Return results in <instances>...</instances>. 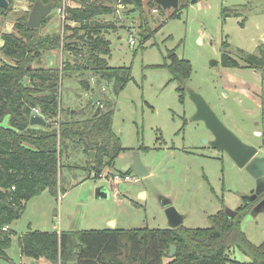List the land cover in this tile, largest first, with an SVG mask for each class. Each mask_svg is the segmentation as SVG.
Instances as JSON below:
<instances>
[{
    "label": "rangeland",
    "instance_id": "1",
    "mask_svg": "<svg viewBox=\"0 0 264 264\" xmlns=\"http://www.w3.org/2000/svg\"><path fill=\"white\" fill-rule=\"evenodd\" d=\"M8 1L10 7L0 17V34L11 32L16 21L27 20L34 3ZM233 7H243L244 11L224 18L222 9ZM175 10L161 13L145 6L139 15L130 8L119 9L117 30L105 35L110 41L106 59L109 67L130 68L131 79L118 91L114 81L90 78L89 82L113 110V138L122 150L99 178H94L91 166L95 162L88 154L73 149L63 153L55 194L45 189L26 202L22 215L8 227L12 235L5 250L7 259L0 264L31 262L21 256L18 245L19 236L28 231L165 229L169 227L162 205L165 199L186 216L183 227L204 229L211 226L210 218L217 212L235 211L243 205V197L252 190L257 192V181L244 168L203 142L212 140V135L201 121H192L195 106L187 91L202 96L231 132L243 143L257 147L258 156H264L261 73L249 67H225L220 62L223 42L231 52L240 49L259 55V45L264 44V0H196L178 8L179 18H171ZM50 15L41 29L43 35L62 32L63 20L55 10ZM130 38L135 44L129 43ZM171 52L187 60L192 69L181 84L171 80V73L163 67L170 63ZM61 62V52L55 50L45 53L34 66L60 68ZM178 85L184 88L182 100ZM59 96L63 110L74 111L78 120L96 111V104H89V93L75 77L62 82ZM2 125H8L7 117ZM135 154L150 170L149 175L139 179L130 172V181L113 182L112 175L131 164ZM98 190L106 196L97 198ZM258 196H262L259 202L239 222L244 239L253 246L264 243V206L260 204L264 192ZM227 256L226 264L252 262L236 245ZM36 264L51 263L39 260Z\"/></svg>",
    "mask_w": 264,
    "mask_h": 264
},
{
    "label": "trees",
    "instance_id": "2",
    "mask_svg": "<svg viewBox=\"0 0 264 264\" xmlns=\"http://www.w3.org/2000/svg\"><path fill=\"white\" fill-rule=\"evenodd\" d=\"M41 1L53 3L55 11L63 8L62 32L41 34L49 15L39 29L26 28L25 18L16 21L11 32L0 34V261L7 259L5 250L12 235L8 227L22 215L26 202L45 189L55 194L63 153L69 149L86 155L95 151V166L91 169L97 178L104 167L113 166L122 150L113 138L110 106L101 97L96 111L78 120L72 111L61 107L62 82L75 77L84 91L101 94L89 82L90 78H97L114 81L116 90L122 89L131 79L130 68L109 67L106 59L110 55V41L105 35L117 30L118 8H130L139 15L145 6L164 11L156 0H69L73 5L66 0ZM194 1L179 0L178 8ZM8 2V8L0 7V17L9 9ZM178 8L171 18H179ZM243 11V7L222 9V15L237 16ZM104 17L109 20H102ZM229 48L223 42V66L256 69L264 80V44L259 45L257 56L240 49L231 52ZM55 50L62 55L60 68L34 66L45 53ZM168 57L170 63L163 67L171 73V80L183 83L192 74L189 62L174 52ZM176 90L182 100L184 88L178 85ZM261 98L264 101V92ZM89 104L93 106L91 101ZM34 108L44 118L45 126L29 125ZM6 117L8 125L4 126L2 121ZM70 156L65 155L67 159ZM261 197L236 208L231 218L220 210L210 218L209 228L180 225L153 230L28 231L18 238L19 252L30 260L51 264H226L229 250L236 245L250 255L251 264H264V243L249 244L239 230L242 215ZM170 245L176 247L173 256L169 255Z\"/></svg>",
    "mask_w": 264,
    "mask_h": 264
},
{
    "label": "water",
    "instance_id": "3",
    "mask_svg": "<svg viewBox=\"0 0 264 264\" xmlns=\"http://www.w3.org/2000/svg\"><path fill=\"white\" fill-rule=\"evenodd\" d=\"M156 3L164 10L169 8L177 9L179 0H156ZM8 6V0H0L1 8L6 9ZM53 10V3L44 4L41 0H35L28 18L24 22L25 27L28 29H39L43 19L49 16ZM187 93L189 99L195 106V112L192 116V121H201L205 128L212 135V140L207 142L205 139L203 142L208 143V145L215 150L225 152L239 168H244L257 181V192L252 190L248 196L243 197L242 206L252 203L260 193L264 192V156H258L257 147L243 143L233 132H231L220 121V119L216 116L202 96L193 92L192 90H188ZM90 101L93 104L99 103L100 96L98 92L93 93ZM73 113L74 111L71 112V114ZM45 124L46 122L44 118L40 115H32L30 117V126L43 127ZM88 155L90 157V161L93 162L96 155L95 151H89ZM119 171L133 172L134 175L139 179L146 177L150 172V170L141 163L137 154L134 155L131 164L122 166ZM105 196L106 194H104L101 190L96 192L97 198ZM262 202H264V200ZM162 205L165 207V213L169 222V227L173 229L182 225L185 216L179 214L166 199L163 200ZM224 212L230 218L235 214V212L231 210H224ZM111 226H113V224H111ZM174 254L175 247L170 245L169 255L173 256ZM30 264H34V262L32 261Z\"/></svg>",
    "mask_w": 264,
    "mask_h": 264
},
{
    "label": "built area",
    "instance_id": "4",
    "mask_svg": "<svg viewBox=\"0 0 264 264\" xmlns=\"http://www.w3.org/2000/svg\"><path fill=\"white\" fill-rule=\"evenodd\" d=\"M122 8V7H119L118 8V11L117 13H119V9ZM154 12L156 11V9L153 10ZM57 14L61 17V19L63 20L64 19V12H63V8L60 7L56 10ZM129 43L131 45L135 44V40L133 38H130V41ZM33 112V115H40L39 113V110L37 108H34L32 110ZM41 116V115H40ZM102 173H100L98 175V178L101 176ZM112 181L115 182V183H121V182H128L131 180V177L129 176V174H125V172H121V171H118L116 174L112 175L111 177ZM3 230H6V228H4Z\"/></svg>",
    "mask_w": 264,
    "mask_h": 264
},
{
    "label": "crops",
    "instance_id": "5",
    "mask_svg": "<svg viewBox=\"0 0 264 264\" xmlns=\"http://www.w3.org/2000/svg\"><path fill=\"white\" fill-rule=\"evenodd\" d=\"M60 18H61V17H60ZM93 93H94V92H93ZM93 93H89V97H91V96L93 95ZM100 100H101V98H100ZM255 132H256V133H255L256 135L259 134L258 131H255ZM257 132H258V133H257ZM93 162H94V161H93ZM104 194H105V193H104ZM260 204H261V206H264V202H262V203H260ZM260 204H259V205H260ZM185 218H186V216H185ZM184 220H185V219H184ZM183 222H184V221H183ZM54 227H55V226H54ZM54 227H53V228H54ZM112 228H113V227H110V229H112ZM8 229H9V228H8ZM105 229H106V228H105ZM168 229H170V227H168ZM30 261L32 262L33 260H30ZM31 262H30V263H31ZM33 262H34V264L37 263V261H33ZM30 263H29V264H30Z\"/></svg>",
    "mask_w": 264,
    "mask_h": 264
}]
</instances>
